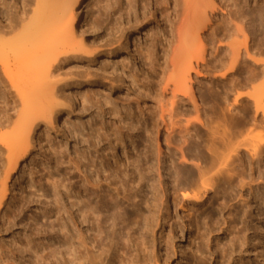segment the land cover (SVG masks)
I'll use <instances>...</instances> for the list:
<instances>
[{
    "label": "bare ground",
    "instance_id": "1",
    "mask_svg": "<svg viewBox=\"0 0 264 264\" xmlns=\"http://www.w3.org/2000/svg\"><path fill=\"white\" fill-rule=\"evenodd\" d=\"M4 1L0 0V13ZM26 1L29 3L32 0ZM85 1H68L73 6L68 27L53 24L54 19L49 16L53 5L50 0H34L35 6L31 7V15H27L30 11L29 4L23 3L21 16L17 18L19 20L13 22L10 18L5 26L0 27V83L6 84L9 89L6 97L12 99V102H0L3 104L0 105V222H3V225L5 222H16L19 217L21 219L25 208L35 204L36 209L44 211V219L50 220L51 224L58 222L57 230L62 234H65V231L66 235L69 233V225L80 232V226L84 223L90 224V230L100 233L107 222H146L154 216L151 208L155 202L159 203V211L168 210L171 198L172 205L175 208L180 207L183 214L182 225L187 227L198 208H204L202 213L206 218L211 217L214 202L219 201L217 205L220 206L221 225L224 227L221 228L220 225L217 229L226 231L228 239L220 248L221 243L217 244L220 258L226 259L228 264H246L242 263V257L235 260L234 256H242L244 253L250 255L258 249L260 251L255 258L260 257L264 253V235L255 238L258 245L252 242L249 235V218L257 206L252 205L251 200L256 203L260 201L259 205L264 208V167L261 168L264 166V141L260 146L247 147L237 143L235 138L247 125L264 126V107L254 102L255 98H251L250 94L240 93L251 87L264 95V59L257 58V55H264V4L258 9L254 8L250 0H245L242 4L233 3L234 9H222L220 14L217 9L218 0H204L205 3L207 1V7L200 14L197 13L199 8L196 5L192 7V0H182V15L176 16L175 11V16L178 17L177 27H174L177 20L175 22L170 19L171 9L165 6L161 15H164L168 33L165 35L164 28L152 33L144 52L147 72H155L157 67V76L164 80L166 68L170 67L172 71L160 92L153 98V107L147 106L144 101V109L138 108V112L131 114L132 106L129 103L122 105L129 117H118L119 125L111 131L109 128L107 130L106 121H102L98 127L95 125V139L91 133L84 138L79 128L72 127L71 134L81 137L86 147L80 152L75 151L68 161H65L63 150L53 149L51 145L47 147V153L43 157L38 153L31 157L32 152L36 150L33 143L42 145V138L47 136L49 129L63 111L64 103L61 93L59 94L61 91L56 82L52 81V72L55 70L54 65L56 66L62 58L74 57L82 50L81 40L86 30L79 20V13ZM127 4L129 5V0ZM4 8L6 9L7 5ZM156 10L157 8L154 11ZM149 18L155 19L153 15ZM73 29H78L79 38ZM172 36L176 38L175 42L171 39ZM242 36L241 42L239 38ZM207 79L223 84L222 91L215 89L213 93L225 107L220 112L213 111L209 116V124L203 119L202 105L196 100V96L194 97L193 87L201 86ZM257 82H260L259 85L254 87L253 84ZM136 85L140 89V85ZM62 86L61 89L64 88ZM145 88L151 89V84L145 85ZM145 94L147 96L148 91ZM85 95L79 94L82 103L86 101ZM231 95H235L231 102L232 108L228 103ZM245 98L247 100H243ZM239 103L244 104L241 105L238 116L234 113V106ZM190 105L196 117L186 120L183 124L182 120ZM144 111L150 125L149 129L145 127L144 131L148 134L150 144L156 143L158 146L156 162L151 166L146 165L145 168L149 173L155 174L150 184L149 176L140 172L132 157L113 158V161L109 158L119 146L123 148L126 141H132L138 136L140 123L138 120L134 122V119L137 114L142 116ZM110 113V108L107 107L101 115L104 117ZM65 120H62L63 124ZM191 128L194 129V134L191 133ZM162 129L165 132L164 144L167 149L174 151L173 156L181 153L178 165H175L171 156L164 158L160 152ZM202 129H205V142L201 146L195 137L202 139V136H199ZM36 135L37 140H34ZM176 137H179L180 143L176 141ZM185 150L201 153L202 158L199 163H193L183 175L177 170L178 166L186 167L194 162L187 157ZM36 158L41 159L40 170H46L47 178L43 182L45 184L42 183L43 175L39 174L40 170H29L25 173L27 161L35 162ZM23 163L22 181L28 178L26 187L34 189V192L16 197L15 202L8 203L7 192L15 185L10 186L8 181ZM144 164H147V161ZM62 165H65L64 171L68 178L57 179L53 171ZM130 166L132 168L128 170ZM167 170L170 187L166 185L163 177ZM255 174L257 175L254 176ZM246 177L248 181H245ZM254 178L258 180L257 183ZM146 187L147 192L143 190ZM187 187L194 190L192 194L182 192ZM45 188H50L52 193L49 204L42 206L39 199H35L47 197ZM148 193L151 194L150 197ZM211 194L214 195L213 198ZM237 194L243 199L237 200V209L230 211L226 198L236 199ZM12 205L17 206L14 209L17 214L13 211L12 216H1L3 209H11ZM142 205L146 206L148 215L140 211ZM162 212H158L157 222L162 219L164 222H170V214L167 211L163 212L164 214ZM255 216L264 222L259 210H256ZM206 231L211 235L209 228ZM259 231L264 232L263 223L259 226ZM66 235L63 239L67 242L71 238L69 234ZM94 237L91 236L89 245L94 244ZM81 240L79 247L75 246L77 243L66 244L67 249H71L66 252L69 254L65 255L66 259L64 251L55 248L51 249L47 256H43L42 253L50 248V245L45 246L41 254L38 249L35 250L34 264H94L92 249L87 250L85 239ZM79 248L86 249V253L82 255L84 251L78 250ZM195 251L198 252V249ZM57 255L61 256L62 262ZM16 256L17 252H1L0 264H6L9 259L14 261L12 264H16Z\"/></svg>",
    "mask_w": 264,
    "mask_h": 264
},
{
    "label": "rangeland",
    "instance_id": "2",
    "mask_svg": "<svg viewBox=\"0 0 264 264\" xmlns=\"http://www.w3.org/2000/svg\"><path fill=\"white\" fill-rule=\"evenodd\" d=\"M23 1L24 0L4 1V6L6 7L7 5V8L5 9L4 6L2 7L0 13V27L3 25L5 26L10 18L11 21L17 22L16 19L21 16L23 3H27L26 0L25 2ZM50 1L53 2V5L49 16L52 20L54 19L53 24L62 27L70 26L73 6L68 2L69 0ZM127 1L128 0L85 1L79 13V20H81V24L86 30L81 40L82 50L77 52L74 57L67 56L65 59L62 58L60 62L56 63V66L54 65L55 70L53 69L52 72V81L56 82L58 85L57 87L61 91L59 94L61 93L62 103H64V107H62L63 111L55 120L54 125L49 129L47 136L42 138V145L38 146L37 143H33V145L36 146V150L32 152L31 157H34L37 153L41 154L40 157H43V155L47 153V147L51 145L53 149L63 150L65 153V161H68L70 157L74 156L75 151L80 152L86 147V143L81 137L71 134L70 131L72 127L79 128L84 138L87 137L88 133H91L95 139L96 133L93 132L95 125L98 127L102 121H106L107 130L109 128V131H111L116 129L117 125H119L118 117H129L127 116L128 112L123 109L122 105L129 103L132 106L131 114L138 112V108L144 109V101L147 106L153 107V98L160 92L161 87L168 80L172 71L170 67L166 68L164 80H160L157 76L159 72V68L157 67H155V72H147L146 66L144 65V52L152 33L161 31L160 29L163 28L165 30V35L168 33V27L164 22V15H161L164 7L167 6L171 9L172 16H170V19L176 22L178 19L176 16L178 15L180 17L182 15L183 4L182 0H129V5ZM155 1L160 2L161 5L159 3V5L156 4L157 2ZM244 1L245 0H218V12L221 14L222 9L224 11H228L230 8L234 9L232 8L233 3L242 4ZM192 2V7L196 5L199 8L197 9L196 7L197 11L199 10L197 13L202 14L204 10H206L207 1L205 3L204 0H192ZM250 3H253L254 8L259 9L261 5L264 4V0H250ZM27 5L30 7V11L27 15H31V7L34 8L35 6L34 0L27 3ZM174 5H176V8H174ZM219 7L221 9H219ZM155 8H157L156 11H154ZM175 11L178 13H176V16ZM150 15H153L155 19H150ZM177 23L178 20L174 23V27H177ZM73 30L79 38L78 29ZM210 31L211 30H209V32ZM174 36H172L171 39L175 42L176 38ZM240 38L239 40L242 42L243 36L241 39ZM160 54L161 51L159 52V55ZM263 56L257 55V58L264 59ZM131 81L134 82L132 83ZM101 83H104V85ZM149 83L151 84V89L148 90L145 88V85ZM259 83L260 82H257L253 84V86L256 87ZM65 84L67 86H65ZM136 84L140 85V89ZM61 86L64 88L61 89ZM193 87L194 97L196 96V100L200 101L202 105L203 119L206 124H209V116L212 115L213 111L216 110L220 112L221 109L223 110V108H225L224 104L219 103L218 98H215L213 93L215 89H218L219 92L222 91L223 84L207 79L202 82L201 86L197 87V85H194ZM7 90L9 89L6 84L0 83V91L2 92L0 96L1 103L12 102L11 98L6 97ZM146 91H148L147 96L145 94ZM81 93L86 94L84 99L86 101H83V103L79 97ZM240 93H244V95L250 94L251 98L256 99H254V102L264 107V95L254 88L248 87L240 91ZM234 97L235 95L229 97L228 103H230V106ZM69 99L71 100L68 101ZM243 100L247 99L245 98ZM69 102H71V104ZM1 103L0 105L3 106ZM242 104L239 103L234 106V113L238 114ZM107 107L110 108L111 113L103 117L101 112L107 109ZM232 107L233 106H231V108ZM188 109L187 114L184 116L185 118L182 120L183 124L186 123V120H193L196 117V113L192 110L191 105ZM261 118L262 116L260 115V119ZM63 119H66L64 121L65 124L62 123ZM137 120L140 123V130L137 133L138 136L133 138L132 141H126V143L123 144V148L119 146L109 155V158L113 161V158H123L124 156L132 157L134 164L140 169V172L149 176L150 180L148 184H150L155 174L149 173L145 168L146 165L149 164L151 166L152 163L156 162L155 156L158 151V146L156 143L153 145L150 144L147 138L148 134L144 131L145 127H148V129L150 127L145 111L142 116L137 114V118L134 119V122H137ZM134 128L136 129V127ZM205 129H202L199 135L202 136V139L195 137L201 146L205 142V140H203L205 138ZM193 130L194 129L191 128L192 134H194ZM164 136L165 132L162 129V137L159 141L160 152L164 158L171 156L175 165H178L181 159V153L179 152L173 156L172 153L174 151H169L164 144ZM34 140H37V135ZM235 140L237 143L247 147L260 146L264 141V126L247 125ZM176 141L180 143L179 137H176ZM185 153L187 157L194 162L186 167L178 166L177 170L183 175L186 174L193 163H199L202 158L201 153L198 152H188L185 150ZM262 154L264 156V149L262 150ZM40 161V158H36V161L31 163L28 160L25 173L27 174L29 170H40ZM145 161H147V164H144ZM262 163H264V159ZM24 164L25 163L21 165V168L13 175L12 179L8 181L10 186L15 184L11 186L10 191L7 192L9 196L8 203L11 201L15 202L16 197L20 198L22 195H28L34 192V189L26 187L28 178L22 181L21 174ZM263 167L264 166L261 168L263 169ZM64 168L65 165H62L58 170L54 169L55 171L53 172L55 174H53L57 179L68 178ZM131 168L130 166L128 170H131ZM167 173L168 170L163 173V177L166 181V185L170 187L171 182ZM39 174L43 175L42 183L45 182L47 178L46 170H40ZM256 175L257 174L254 176ZM248 180L249 179L246 177L245 181ZM255 180L256 178H254V181ZM257 181L258 180H256L255 183H257ZM146 188H143V190L147 192L148 188ZM49 189L50 188H47V191L45 188L46 198L41 197L35 199H39L40 203L43 204H41L42 206H46L50 200L52 192L51 189ZM193 191L194 190L190 187L182 190L183 193L188 194H192ZM148 194V197H150L151 194ZM213 196L214 195L211 194L212 198ZM212 198L210 200H212ZM30 199H32V196ZM242 199L243 198L239 197V194H237L236 199L233 200L226 198V204L230 206V211L237 209L238 205L236 201ZM217 203H219V201L214 202L211 217L206 218L202 213L204 208H198V211L194 212V215L191 217V222H189L190 224H188L187 227L183 226L184 224L181 218L183 214L180 211V207L177 206V208H175L170 198V207L168 210L164 209L165 212L164 210L159 211L161 208L158 202L154 203L151 208L154 211V216L149 219L150 221L134 222L125 220L123 222H107L106 226L101 228L100 233H98L97 230H90V224L84 223L80 226V232H78L79 230L74 228V226L72 228V226L69 225L71 229L68 230L69 233L67 232V235L66 231L65 234H62L61 231L57 230L58 222H52L53 225L50 220L44 219V211L41 212V210L36 209L37 206L33 204L28 207L29 209H24L23 213H21V219L19 217L16 222H5L4 225L3 222H0V253L17 252L16 264H34L35 257L33 252L38 249L41 254L42 249L50 245V248L44 250L42 255L46 254L47 256L50 250L55 248V250H63L66 259L69 255L67 253L71 250L67 249L68 245L66 244L77 243L75 246L79 247L78 245L79 242L82 241L81 239H85L87 243L85 248L87 250L89 249V251L92 249L91 251L94 254V264H228L227 260L221 259L218 253L217 244L221 243L219 244L220 248L224 243H227L228 239L226 231L223 232L217 229L222 223L221 212L219 211L220 206H218ZM251 203L257 206L255 210L252 211V216L249 218L251 221L249 235L252 242L258 245V241L255 238L264 235L263 231H259V226H261L262 223L264 224V222L257 219L255 212L259 210L262 217H264V208L262 205H259L260 201L256 203L254 200H251ZM15 208H17V206L14 205L11 206V209L4 208L1 212V216L4 214L12 216L15 212ZM140 211L143 212L144 215H148L145 205H142ZM162 211L164 213L167 211V213L170 214V222H164L163 219L157 222V220L159 221L157 215ZM15 214H17V212H15ZM195 222H197V224ZM51 225H53V227ZM222 227L224 226L221 225V228ZM208 228L209 231H211V235L207 234L208 232L206 229ZM38 229L41 230L38 231ZM68 234L71 239L69 240L70 242L67 241V243L66 239H63V237L64 235L68 236ZM91 236L96 237L94 244L91 243L93 245H89L90 239H92ZM63 240H65L66 243ZM80 249L81 248L78 250ZM86 249H81L84 251H81L82 255L86 253ZM196 249H198V252L195 251ZM259 251L260 249L250 255L244 253L240 256L241 254H236L234 258L238 260L242 257V263L244 262L246 264H264V253L261 254L260 257L255 258ZM78 254L77 252V255ZM97 256L99 258H96ZM58 257L60 258L61 256ZM59 258L58 260L61 259L60 262H62L63 259ZM12 263H14V261L9 259L6 264Z\"/></svg>",
    "mask_w": 264,
    "mask_h": 264
}]
</instances>
